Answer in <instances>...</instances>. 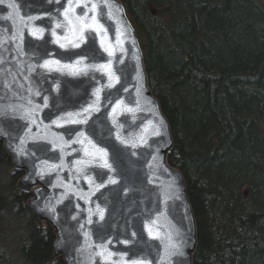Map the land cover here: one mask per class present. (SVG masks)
<instances>
[{
    "label": "trees",
    "instance_id": "trees-1",
    "mask_svg": "<svg viewBox=\"0 0 264 264\" xmlns=\"http://www.w3.org/2000/svg\"><path fill=\"white\" fill-rule=\"evenodd\" d=\"M120 1L139 37L152 93L171 126L168 163L184 175L196 220L193 264H264V132L257 128L264 118V5ZM0 170L7 180L13 173L8 185L0 179L10 204H0V264H18L3 257L7 218L23 223L17 230L25 235L11 249L24 264H63L52 255L51 230H37L41 225L24 206L19 174L1 143ZM243 183L246 196L240 193ZM30 223L35 236L26 229Z\"/></svg>",
    "mask_w": 264,
    "mask_h": 264
},
{
    "label": "snow or ice",
    "instance_id": "snow-or-ice-1",
    "mask_svg": "<svg viewBox=\"0 0 264 264\" xmlns=\"http://www.w3.org/2000/svg\"><path fill=\"white\" fill-rule=\"evenodd\" d=\"M28 2L33 5L38 3L54 4L58 8L55 12L46 11L44 16H32L22 13L21 5L16 0H10L6 8V11H10L6 16L0 17V20L5 22L0 25V72H3L5 77L13 75L11 68L6 67V65L14 64L17 69L16 74L22 75L25 81L29 80V75L24 74L23 68H26L29 74H35L36 79L47 80L49 76L55 73L58 74V77H88L90 80L96 81L97 84L92 92V102L77 112H63L57 104L53 103L52 107L56 108L57 113H62L56 115L55 119H51L50 116L41 117L44 109L50 108V103L49 96L44 95L39 88H26V99L23 103L6 106L13 115L25 122L23 125L24 135L17 137L11 135L15 131L12 125H6L9 139L18 141L13 151L17 156L32 158L33 174L40 180L55 174L56 183L51 184V186L63 190L59 197L55 200H48L42 208H38V211L47 213L56 219L58 218L56 205L75 196L84 201L85 204L94 205L81 210L87 213L83 222L80 221L79 213L71 217L79 224V229L86 241L81 252L87 249L92 250V264H153L156 257L148 259V256L140 255L144 248L139 247V241L130 239L119 241L124 245L130 243L137 245L135 250L129 249L123 253H116L109 248L112 241L106 239V235L111 229V224L105 221V208L92 200V197L99 192L100 196L97 199H103L107 202V198L101 189L112 192L113 189L109 188V185H120V190H123L121 181L117 180L115 175H123L124 173H117L113 163L123 165L125 157L121 149L109 142L113 131L115 132V140L119 141L125 148L130 149H150L152 147L149 144L151 137L162 138L164 136L162 118L149 120L143 127L135 124L138 118L137 112L144 111L139 100L134 103H125L123 99H119L113 103L110 99L112 93L109 90L120 84L121 76L124 75L122 68H114V62L124 64L123 56L128 51L124 46L125 43L133 46L135 44V40L129 34L127 22L122 18V9L114 3V0H28ZM3 3L4 0H0V4ZM45 17L47 19L46 25L41 26L36 23V21H44ZM109 28L113 29L114 39L109 36ZM25 33L32 41L39 43L32 42L26 45ZM97 38L99 39V47H96ZM49 44L55 45L56 48L50 50ZM60 50L64 51L61 52ZM117 53L120 55L118 56ZM104 54L107 55L104 63L93 62L97 58L103 59ZM57 56L60 58L57 59ZM73 56L78 58L73 60ZM22 57H28L34 62L25 64L21 60ZM44 57L48 58L45 59ZM136 59L139 60V57L137 56ZM117 72L120 75H117ZM97 75H99V79H97ZM58 77H53V79H58ZM100 80H106V82L101 84ZM14 84H16L15 75H13L11 82H5L3 86L5 89L11 90ZM19 87L24 88V85H19ZM59 89L60 84L56 83L55 90L59 91ZM123 91L127 92L128 89L124 88ZM136 91L139 94L140 89L137 88ZM13 95L22 99L17 92H14ZM34 98H39L41 102H35ZM102 101L106 103H102ZM148 103L151 104L152 102L149 101ZM102 107H111L108 116L111 118L112 127L108 129L107 136H98L99 143H97L92 139V136H97L96 120L93 119V116L99 113ZM129 115L132 124H128ZM121 116L124 117L123 123L120 121ZM44 119H49L50 123L45 124ZM84 125L89 126L87 131L73 127ZM126 125L128 128L139 127V131L129 132ZM54 129H63L64 131L61 133L54 131ZM4 134V131L0 129V135ZM29 143L36 147V151L28 149ZM100 144H107L113 149L111 158L108 147H101ZM9 146L11 147V145ZM49 150L55 155L45 160H39L37 152L47 153ZM156 151L158 152L159 149ZM148 154L152 155V162L148 163V167L153 168V162L156 161L157 157L152 153ZM131 155L135 156L136 152H131ZM69 156H75V158L69 162L66 159ZM155 166L158 167V165ZM100 169L106 171H100ZM65 171L68 173L67 180L61 175ZM93 172L95 175H92ZM109 173L114 175H109ZM105 176H107L106 180L104 179ZM97 178L102 182L97 183ZM80 180L87 184V192L78 186ZM150 182L155 183L156 181L153 179ZM169 187L171 188V186ZM37 192L39 193V190ZM169 199H180V197H165L163 203L167 204ZM33 203L38 202L33 201ZM75 207L79 209L80 205L77 204ZM94 216L98 218L96 221L93 220ZM88 226H94L96 238L100 243L91 241L92 233L86 230ZM144 227L150 239L161 242L163 255L159 257V264H168L170 259L184 255L181 250L183 241L178 239L179 232L172 229L171 226H169V230L165 231L164 226L159 223V216L150 220ZM136 236V232L131 233V237ZM147 247L148 255H151L152 246L147 245ZM129 252L136 258H130Z\"/></svg>",
    "mask_w": 264,
    "mask_h": 264
},
{
    "label": "water",
    "instance_id": "water-1",
    "mask_svg": "<svg viewBox=\"0 0 264 264\" xmlns=\"http://www.w3.org/2000/svg\"><path fill=\"white\" fill-rule=\"evenodd\" d=\"M10 2V0H4L3 4H0V17L6 16L8 14V11H6L7 4ZM17 3L21 5V12L26 14V15H32V16H44L45 12L48 10H51L52 12H55V10L58 8L57 5L54 4H47V3H38V4H31L28 2V0H16ZM114 3L119 6L120 9H122V18L124 21L127 22L128 25V31L130 36L135 40L134 46L125 43V48H127V54L123 56L124 59V64H116L114 62V68L120 69L122 68L124 70V75L121 76V83L117 84L113 89H118V88H123L124 86L128 85L130 88H134L130 83L133 79L139 77L142 75V64L135 63L139 62L137 59H133V53L138 52V49L140 48V44L138 39L135 37L136 33L133 28V25L131 24L127 14L126 10L120 0H114ZM79 11V10H78ZM47 19L45 17L44 21H36L38 25L44 26L46 25ZM5 22L3 20H0V25L4 24ZM47 34V33H46ZM109 36L113 37L114 39V34H113V29L109 28ZM25 41L26 45L27 43H39L38 41H32V39L25 33ZM50 50H54L56 48L55 45H48ZM96 47H99V39L97 38L96 40ZM27 50V47H26ZM63 52L64 50H60ZM79 51V50H76ZM31 55V53H30ZM119 56L120 53H117ZM47 59L48 57H44ZM57 59L60 57L57 56ZM78 57L73 56L72 59H77ZM107 59V55L104 54V58L100 59L97 58V60L93 61L94 63H104ZM22 61L25 62V64H32L34 61L31 59H28V57H22ZM69 62V61H66ZM6 67H10L12 70L13 75L16 77V84L12 86L11 90L5 89L3 84L5 82H11L13 79V75H8L5 77L3 72H0V129L4 131V135H0V140L3 141V149L5 152H7V155L9 156L10 159H14L15 157L17 158L15 161H18V163H15L13 159L11 160L12 166L17 173H23V176L18 179V184L21 186H24L28 189H30V185L26 182L27 177H31L30 175V169L29 167L26 166V164L23 161V158L20 156H17V154L14 151L9 150L8 147V141H9V136L7 135L8 133V128L6 125L11 124L12 127L15 129L11 133L12 137H17V136H23L25 133V129L23 127L24 121L20 120L18 116H15L12 114L10 110L7 109V105L9 104H20L24 102V99H26V92L25 89L28 87H32L33 89L39 88L43 91L44 95L49 96V103H50V108L49 109H44V111L41 113V117H51V119H55L56 115L62 114V113H57V110L55 107H52V104L55 103L57 104L60 109H62L63 112H77L79 111L82 107L87 106L88 103L92 102V92L93 89L97 86L96 81L90 80L88 77H72V76H59L58 74L53 73L51 76L48 77L47 80H44L43 78L36 79L35 74H29L27 72L26 68H23V72L25 75H29V80L25 81L22 75H17V69L16 66L13 65H6ZM117 75H120L119 72H117ZM53 77H58V79H53ZM97 79H99V75H97ZM106 80H100V83L103 84L105 83ZM59 83L60 84V89L59 91L55 90V84ZM19 85H24V88H20ZM140 90H143L142 87H138ZM48 89H51V91H48ZM75 91L79 93V96L75 97V100L72 99L71 101L66 98L65 100V95ZM14 92H17L19 94V97L22 99H18L13 95ZM148 93H150L149 90H147L146 93H143V98L144 100H148ZM54 98V99H53ZM78 98H81L78 100ZM35 102L40 103L39 98H34ZM73 106V108H72ZM142 107V106H141ZM144 109V113L148 115L149 118L151 119H161L162 117L160 114L157 112L156 108L153 106L142 107ZM155 115H153V111ZM107 112L111 111V107H108L106 110ZM153 116V118H152ZM102 113H96L93 116V119L96 120V132L97 136H92V139L99 143L98 136L104 137L107 136L108 134V129L112 127L111 125V119L110 121H105L102 120ZM163 120V119H162ZM120 121L123 123L124 122V117H120ZM142 122L138 118L135 121L136 125H139V123ZM44 123H50L49 119H44ZM164 123V120H163ZM91 124V121H90ZM128 124H132L131 116L129 115L128 119ZM145 125V124H143ZM166 126V125H165ZM77 127L79 129H83L85 131L88 130V125L84 126H73ZM126 128H128V125H126ZM35 131V129H33ZM129 132H138L139 127H131L128 128ZM164 132V136L161 137H151L149 140V144L152 145V147L149 148H137V149H130V148H125L124 145H121L119 141L115 140V132H112L111 137L109 138V142L114 144L117 148L121 149L124 153V163L123 165L118 164V163H113V167L116 170L117 173L123 172V175H115V178L119 181H121V184L123 185V190H120V185H109L108 187L113 189L112 192H109L107 189H101V192L105 194V197L107 198V202L103 199H97V197L100 196V193H96V196L92 197V200L95 203L100 204L101 207L105 208V221L111 224V229L107 232L106 239H110L112 241V244L109 245V248H111L112 251L117 252L113 250V245L115 243V239L113 238V234L118 232L122 235V239H130L133 241H139V247H143L144 251L142 252V256H147L148 254V247L147 245H151V255H148V259H152L153 257H156L155 260H153V264H159V257L163 255V248L161 246V242L157 240H152L148 237V233H145V238L144 240H139L138 238L136 239H131L130 235L126 232L124 229L127 223L124 222L125 215H123L120 212V209L122 208L123 203H126V209L128 210V207H130L131 212H134V204L131 203V199H129L130 206L126 202V198L131 196V185L134 184L137 180H143L146 181L149 185L151 184V188L147 185L144 186L145 190V195L146 197H152L154 196L156 201H155V206L153 208V211L150 213L152 214V218L149 220L155 219L157 216H159V223L164 226V230L167 231L169 230V226H171L172 229L175 231L179 232V237L178 239L183 241L182 243V248L181 250L183 251L184 255L182 257H176L174 259H170L168 264H191V258L193 257V254L195 253L196 246H197V236H196V231L193 228V218L188 212L187 208L182 204L186 216L184 217L185 219L187 218V224L181 223L178 225L177 219L175 221H171L170 219V212L171 208H174L175 211L178 210V205H173V200H168L167 204H164L162 201V197L156 192L154 189L155 183L160 180L163 183H171L173 185L172 179L175 176L178 177L179 174L181 173L178 169L171 167L167 163V157L170 153L171 147L173 145L172 141V136L169 134L167 126L166 130L165 128L162 129ZM91 135V133H89ZM67 138V137H66ZM153 141H156V143H153ZM101 147H108L107 144H100ZM50 148V146H49ZM30 151H36L35 147H28ZM156 149H159L157 152ZM135 151L136 155L132 156L131 152ZM108 152L110 158L112 157L113 149L108 147ZM148 153H152L156 155L157 159L154 161V165L156 168H149L148 163L152 162V155H149ZM40 154V152H39ZM12 157V158H11ZM75 156H69L66 159L70 162L72 159H74ZM146 161V162H145ZM110 162L111 159H110ZM167 169V171H165ZM100 171H106L104 169H100ZM61 175L64 177L65 180L68 179V173L67 171L61 173ZM92 175H95V172L92 173ZM109 175H114L113 173H109ZM104 179H107V176L104 177ZM155 179V183H151ZM34 180V179H33ZM35 185H38V182L35 181ZM97 183H101L102 181L97 178L96 180ZM75 183V181H73ZM80 188L84 189L85 192L88 191V186L87 184L83 181L80 180L79 185ZM39 194L43 193L45 197H47L46 194L49 192L47 190H41V188L38 189ZM32 191H36V188H34ZM63 190L60 188H56V190H53V195H57L58 197L60 196L61 192ZM37 192V191H36ZM38 193V192H37ZM42 194V195H43ZM179 196V195H176ZM181 197V196H179ZM125 200V202H124ZM33 201H35L34 198L29 199L27 201V205L30 208L29 210L31 213L36 215L40 220L43 221H50V215L47 213H42L38 211V208H42L43 205H40L39 203L34 204ZM162 201V202H161ZM79 204L80 208L77 209L75 206ZM177 204H180V199H177ZM94 205L90 204H85L84 201L79 200L77 197L73 196L70 199H65L63 203H60V206L56 207L57 212L59 215V219H54V223H52L54 234H55V239L52 245L53 249V256L58 257L56 255L62 254L63 256V261H69V264H76L74 262H71L70 259V252L68 245L72 246V249L76 250V253L73 255H79L81 258V261L84 263L82 264H92V250L87 249L84 252H81V248L86 244L85 239L83 238L82 231L79 229V224H77L76 221L72 220V216H76L78 213L80 214V220L83 221V217L87 215L86 211H81L83 209H87L88 207H93ZM62 208L63 210H66L69 212L70 215H67L65 213L60 212L58 209ZM187 209V210H186ZM126 213V212H125ZM171 213V212H170ZM178 213L181 215V211H178ZM150 214L143 216L144 218L150 216ZM137 215L134 214V217ZM139 216V215H138ZM97 218V217H96ZM98 219V218H97ZM56 223V224H55ZM104 223V222H101ZM60 228L58 230L57 228ZM184 225V226H183ZM183 226V227H182ZM67 228V229H66ZM141 226V230H142ZM61 231V232H60ZM91 241H96L97 243H100L99 240H97L96 235L94 234L91 236ZM90 242V241H89ZM124 245V244H123ZM59 250H58V247ZM62 248L64 250L62 251ZM126 247V250L128 251L129 249L135 250L137 248V245L135 243H130L128 245H124L123 248ZM68 249V250H67ZM66 250V252H65ZM123 253V252H119ZM141 254V253H140ZM61 257V256H59ZM129 257L134 258L131 255V252H129Z\"/></svg>",
    "mask_w": 264,
    "mask_h": 264
},
{
    "label": "bare ground",
    "instance_id": "bare-ground-1",
    "mask_svg": "<svg viewBox=\"0 0 264 264\" xmlns=\"http://www.w3.org/2000/svg\"><path fill=\"white\" fill-rule=\"evenodd\" d=\"M126 14H127V12H126ZM127 16H128V14H127ZM135 37L139 40V37L137 34L135 35ZM46 38H47V34H46ZM141 47L142 46L140 45L138 52L133 53V59L135 60L137 56L139 57V62H136V61H134V62L142 64V66H143L142 75L131 81L130 84L134 88H130L128 85H126L123 88H118L119 91H117V89H110L109 91L112 93V96L110 97V99L112 100L113 103H115V101L119 100V99H123L125 101V103H130V102L134 103L136 100H139L140 105L142 107L146 106L148 108L150 106H153L154 108H156L157 112L160 114V116L164 120V127L163 128H165V130H166V126H167L169 134L172 135L170 123H169L167 117L165 116V114L161 108V104H160L158 98L152 93V90L150 88L149 76H148V72H147V68H146V64H145V55L143 54ZM138 87L143 88V90H140L139 94L136 91V89ZM124 88H127L128 91L127 92L123 91ZM147 90L150 91V93H148L149 99L144 100L143 93H146ZM65 96H66L65 100L67 98L71 101L72 99L75 100V97L79 96V93L72 91V92L66 94ZM80 99L81 98H78V100H80ZM149 101H151L152 103L149 104L148 103ZM262 101L264 102V100H262ZM102 103H106V102L102 101ZM72 108H73V106H72ZM107 109H108V107L107 108L102 107L101 111L99 113H102V118H101L102 120L110 121L111 118L108 116L109 112L106 111ZM152 111L154 113L153 109H152ZM136 115H137L138 119L140 121H142L139 123V127H143L144 126L143 124H147V122L149 120H158V119L149 118L148 115L145 114L144 112H137ZM152 118H153V116H152ZM263 121H264V118L263 119L259 118V125H257V128L259 131L264 132V124H262ZM54 131L62 133L64 130L63 129H54ZM8 142H9L8 143L9 150L13 151V148L16 147L18 141L16 139H9ZM9 145H11V147ZM27 147H35V146H33L31 143H29L27 145ZM1 148L3 150L2 144H1ZM35 149H36V147H35ZM53 155H55V154L52 153L51 150H49L47 153L40 152V154H39V152H37V157L39 158V160L48 159L49 157H51ZM17 158H19V157L14 156V159L13 158L12 159H13V161H15ZM21 158H23L24 163L30 169L31 177H27V179H26V182L30 185V189L33 190L34 188H36V191H37L39 188H41V190H47L49 193L46 194L47 197H45V195L43 193L39 194L36 191L34 192V191H32V190H30L24 186H21V185H17L18 191L21 193H24L26 195V200L34 198L35 201H37L40 205H44V203H46L50 199L55 200V198H57L58 196L53 195L54 194L53 190H56V188H53L51 186V184L56 183L55 174H53L50 177L46 176L43 180H40L39 178H37L33 174L34 173V166H33L32 158H30V157H21ZM12 159L9 158L10 164H12L11 163ZM167 159H168V157H167ZM39 160L37 161V163L39 162ZM15 163H18V161H15ZM155 165H154V168H156ZM14 174L17 175L18 173H14ZM17 179H18V177H17ZM17 179H16V183H18ZM33 179L38 182V185H35V182ZM171 179H172L173 185L171 183H168V181L166 183H163L160 180H158L154 185V189L162 197V201L164 200L165 197H175L176 195L181 196L180 197V204H177V199H169V200H173V202H174L173 205H178V210L175 211L174 208H171V210H170L171 213L169 212L168 215L170 214L171 221H175L177 219L178 225L181 223L187 224V218L186 219L184 218L186 216V214H185V210L182 206V204H183L188 209V210L187 209L186 210L188 212H190V214L193 218V228L196 231V235H197L195 215H194V212L192 209L191 200H190L189 195H188L187 185L185 182L184 175L182 173H180L178 177L175 176L174 178H171ZM145 185H147L151 188V184L149 185L146 181H143L141 179L137 180L130 187L132 194L130 197L126 198V202L130 206L129 199H131L130 200L131 203L135 205L134 206L135 209H134L133 213H130L131 212L130 207H128V210L126 209V203H123L122 208L120 209V212L123 215H125L124 222L127 223V225L125 226L124 229L126 230V232L130 235V237H131L132 232L137 233V236L134 238L131 237V239L138 238L139 240H144V238L146 237L144 232H147L144 225L149 223L150 222L149 219L152 218V216H153L150 213L153 211L154 207H152V206H155L156 199L154 196L146 197V195H145L146 192L144 190ZM169 186H171V188ZM247 189H248V185L243 183V185L241 186V190H240V193L242 196H246ZM29 195H31V197ZM124 202H125V200H124ZM58 206H60V204L56 205V207H58ZM58 210L62 213L70 215L68 211L63 210L62 208H59ZM10 211H11V209H10ZM13 211L15 212V211H17V209H12V212ZM178 211L182 212L181 215L178 213ZM134 214L137 216L134 217ZM148 214H150V216H148L146 218L143 217V216H146ZM86 216L83 217V220H84V218H86ZM57 217H58L57 219H59L58 212H57ZM93 220L96 221L97 218L94 216ZM80 221L83 222L82 220H80ZM141 226L143 227L142 230H141ZM86 230L91 232L92 236L95 234L94 226H88ZM22 231H24V230H22ZM113 238L115 239V243L113 245V248H114L113 250L117 251L116 253L127 251L126 247L123 248L124 245L119 242V241H123L122 235L120 233H118V232L114 233ZM68 248H69L68 252H70L72 255L76 253V250L72 249L71 245H68ZM6 252H7L8 256L6 254H4L5 256H3L4 260L6 262H18V260H20L19 257L15 254V252L12 249H10V247L6 248ZM140 255H142V253ZM147 256H148V254H147ZM194 256H195V253L193 254V257L191 258V260H192L191 264H193ZM148 257H150V256H148ZM134 258H136V257H134ZM81 262L84 263L83 261H81Z\"/></svg>",
    "mask_w": 264,
    "mask_h": 264
},
{
    "label": "rangeland",
    "instance_id": "rangeland-1",
    "mask_svg": "<svg viewBox=\"0 0 264 264\" xmlns=\"http://www.w3.org/2000/svg\"><path fill=\"white\" fill-rule=\"evenodd\" d=\"M257 1H259V2H261L263 5H264V0H257ZM152 13H154V11H152ZM129 18V17H128ZM130 20V19H129ZM130 22H131V20H130ZM131 24H132V22H131ZM133 25V24H132ZM133 28H134V30H135V27L133 26ZM135 33H136V30H135ZM139 41V40H138ZM262 124H264V121L262 122ZM172 136V135H171ZM172 141H173V138H172ZM0 143L3 145V141L2 140H0ZM171 149H172V147H171ZM3 151H4V153L7 155V152H5V150L3 149ZM171 151V150H170ZM170 154V153H169ZM8 156V155H7ZM9 157V156H8ZM167 162H168V159H167ZM0 171H2V170H0ZM15 173H17V171H15ZM12 174L13 173H11L10 175H11V178H12ZM19 174V176H18V179L20 178V177H22L23 176V173H18ZM11 178H9L10 180H7V178H3L1 175H0V179H3L5 182H2V184L4 183V185H8L9 183H11L12 182V179ZM18 179H17V182H18ZM0 185H1V183H0ZM17 185H19L18 183H16V186ZM1 186H3V185H1ZM30 190H32V189H30ZM2 191V190H1ZM0 191V204L1 205H4V206H8V207H10L9 205L10 204H7L6 203V199H5V193H2ZM30 197H31V195H29ZM27 201L28 200H25V203H24V206H26L27 207V209L29 210L30 208L28 207V205H27ZM7 207V208H8ZM7 211H9L8 209H7ZM3 216H6V214H3ZM36 216V215H35ZM36 218H37V220H38V223L41 225L40 226V228L39 227H37V230L38 229H42V228H44L45 229V227H48V230H51V232H50V234H51V236H52V242H51V250H52V252H53V249H52V245H53V242H54V239H55V234H54V230H53V224L52 223H54V220H53V218L52 217H50V221H43V220H40L37 216H36ZM12 219H9V218H7L6 219V222H2L3 223V225L4 224H6V225H9L7 228L5 227V231H6V234H7V239L9 240V245L7 246V247H10V249L13 247V249H14V251H15V245H13V244H18L17 242H18V237L19 236H21V237H24V235H25V232H22V231H18L17 229H19L18 227H20L19 225H23V223H19V222H17V221H11ZM16 224V225H15ZM17 224H19V225H17ZM56 224V223H55ZM31 226H33L31 223H30V225H27L26 226V229H27V231L29 232V233H32V235H34L35 236V230H36V228H33V227H31ZM57 228H58V230H60V228L58 227V225H57ZM61 232V231H60ZM25 240H26V238H25ZM20 242V241H19ZM29 243V242H28ZM27 243V244H28ZM21 244H22V240H21ZM26 244V245H27ZM12 245V246H11ZM27 247V246H26ZM58 247V246H57ZM61 249H62V251L64 250V248H62L61 247ZM0 250H1V248H0ZM58 250H59V247H58ZM68 250V249H67ZM65 252H66V250H65ZM16 253V255L19 257V259H21V256H20V253H17V252H15ZM67 253V252H66ZM71 254V253H70ZM52 255H53V253H52ZM56 256H61L60 258L62 259V261L64 260L63 259V256H62V254H58V255H56ZM68 259H70L71 260V262H74V263H76V264H82L81 263V258H80V256L79 255H70V257L68 258ZM23 262H22V261ZM21 260H18V264H24L25 263V260L24 259H21ZM63 264H69V261L67 260V261H63Z\"/></svg>",
    "mask_w": 264,
    "mask_h": 264
}]
</instances>
